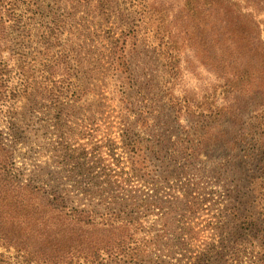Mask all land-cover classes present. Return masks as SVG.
Wrapping results in <instances>:
<instances>
[{"label": "rangeland", "instance_id": "1", "mask_svg": "<svg viewBox=\"0 0 264 264\" xmlns=\"http://www.w3.org/2000/svg\"><path fill=\"white\" fill-rule=\"evenodd\" d=\"M207 1L0 0L5 21L4 29L0 24V133L11 156L9 179L41 187V194L55 188L77 206L90 202L81 199L85 171L93 169L102 182L96 173L108 165L117 180H129L126 189L142 190L134 192L140 198L147 191L169 203L179 197L175 206L151 213L147 226L161 230L173 218L169 227L180 225L193 237V250L212 243L225 195L242 172L243 150L264 141V87L256 71L262 69L264 45L248 53V59L260 61L248 65L251 79L233 78L231 69L214 61L210 33L220 17ZM224 7L230 9L228 18L250 24L254 33L260 23L264 35V0H225ZM110 53L126 60L111 68ZM50 64L53 68H46ZM135 114L159 117L151 132L164 140L171 135L178 141L175 149L187 143L193 121L207 120L213 141L190 167H179L178 175L163 165L150 185L155 168L130 178L121 148L128 125L141 137L142 149L153 148L147 142L151 132L133 125ZM98 187L105 196L106 186ZM263 191H245L246 207L253 196L258 211ZM240 259L247 264V258Z\"/></svg>", "mask_w": 264, "mask_h": 264}, {"label": "trees", "instance_id": "2", "mask_svg": "<svg viewBox=\"0 0 264 264\" xmlns=\"http://www.w3.org/2000/svg\"><path fill=\"white\" fill-rule=\"evenodd\" d=\"M224 1H207L215 5L216 14L220 17L216 18L210 33L214 42V61L231 69L230 75L238 81L251 79L248 65H260V61L257 56L251 55L250 59L247 56L253 47L260 49V44L264 45L261 24L254 26V30H258L254 33L250 24L228 18L226 14L230 13V9L224 7ZM0 24L4 29L2 18ZM205 43L202 41L203 45ZM262 52L264 54V49ZM120 60H126V56L108 55L111 68H117ZM261 65L262 69H256L260 77L257 79L264 87V55ZM46 68L52 69L53 66L50 64ZM128 105L130 108L132 103ZM157 120L159 117L137 115L133 125L140 123L145 131L151 132ZM191 125V132L186 134L187 143L177 149L174 147L178 141L173 140L171 135L164 140L152 132L147 134V142L153 143V148L142 149L141 137L139 134L134 136L132 126L128 125L130 130L124 131L121 148L127 157L130 178L145 177L153 167L154 176L149 182L153 185V181L165 170V164L170 173L176 175L179 167H190L213 141V132L207 120L193 121ZM261 138L264 139V128ZM163 141L168 143L166 147H161ZM258 142L252 150L246 148L242 152L239 166L242 172L234 176L237 183L228 188L229 192L225 195V206L217 222L220 226L213 234L212 243L193 250V237L187 238L180 225L169 227L173 218H167V224L161 230L147 226L151 213L165 211L168 206L180 202L179 197L173 198L175 203H169L155 193L153 197L148 196L147 191L140 198L134 192L142 190L126 189L130 186L129 180L122 177L117 180L108 165L96 173L102 175V182L93 177V169L85 171L86 187L80 188L81 199L89 200V204L78 202L75 206L72 199L58 194L55 188L41 194V187L9 179L7 161L11 156L2 145L0 133V264H242L240 258L244 257L248 259L247 264H264V198L257 211L253 196L247 200L249 208L242 197L246 196L245 191L254 188L264 190V177L261 178L264 176V141L262 146H258ZM99 148H94L96 154H99ZM152 155L155 159L151 158ZM239 183H243L242 186ZM102 185L107 188L103 197L98 187ZM114 187L119 191L113 192ZM231 200H235L234 204ZM173 215L174 212L169 213V216ZM190 233L195 234L193 231ZM9 252H13L12 258L7 254Z\"/></svg>", "mask_w": 264, "mask_h": 264}]
</instances>
